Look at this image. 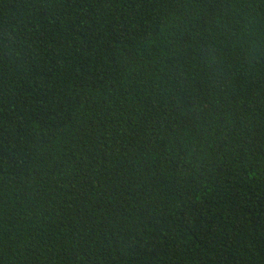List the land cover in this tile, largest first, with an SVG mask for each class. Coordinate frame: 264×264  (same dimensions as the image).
Segmentation results:
<instances>
[{
	"label": "trees",
	"instance_id": "obj_1",
	"mask_svg": "<svg viewBox=\"0 0 264 264\" xmlns=\"http://www.w3.org/2000/svg\"><path fill=\"white\" fill-rule=\"evenodd\" d=\"M0 264H264V0H0Z\"/></svg>",
	"mask_w": 264,
	"mask_h": 264
}]
</instances>
